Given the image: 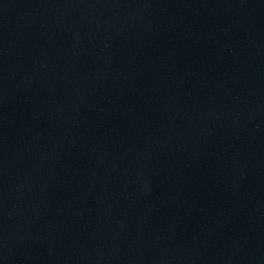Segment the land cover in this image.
<instances>
[{"label": "water", "instance_id": "1", "mask_svg": "<svg viewBox=\"0 0 264 264\" xmlns=\"http://www.w3.org/2000/svg\"><path fill=\"white\" fill-rule=\"evenodd\" d=\"M0 264H264V0H0Z\"/></svg>", "mask_w": 264, "mask_h": 264}]
</instances>
